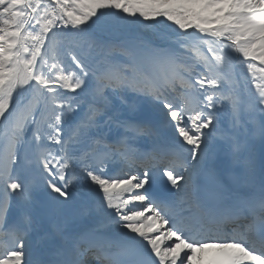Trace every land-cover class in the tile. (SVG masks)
<instances>
[{"label":"snow or ice","instance_id":"obj_1","mask_svg":"<svg viewBox=\"0 0 264 264\" xmlns=\"http://www.w3.org/2000/svg\"><path fill=\"white\" fill-rule=\"evenodd\" d=\"M0 264H264V0H0Z\"/></svg>","mask_w":264,"mask_h":264}]
</instances>
